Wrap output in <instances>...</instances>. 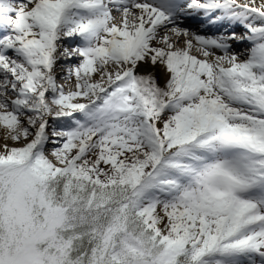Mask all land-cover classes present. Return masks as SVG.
Segmentation results:
<instances>
[{"label":"snow or ice","instance_id":"obj_1","mask_svg":"<svg viewBox=\"0 0 264 264\" xmlns=\"http://www.w3.org/2000/svg\"><path fill=\"white\" fill-rule=\"evenodd\" d=\"M0 141V264H264V0H0Z\"/></svg>","mask_w":264,"mask_h":264},{"label":"bare ground","instance_id":"obj_2","mask_svg":"<svg viewBox=\"0 0 264 264\" xmlns=\"http://www.w3.org/2000/svg\"><path fill=\"white\" fill-rule=\"evenodd\" d=\"M193 54H196L195 52ZM0 143H2V141H0Z\"/></svg>","mask_w":264,"mask_h":264}]
</instances>
